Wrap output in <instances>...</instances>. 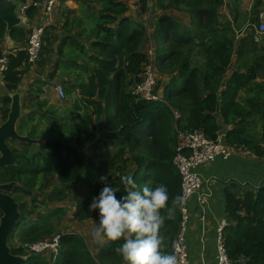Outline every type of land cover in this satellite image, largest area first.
<instances>
[{
  "label": "trees",
  "instance_id": "16d2710c",
  "mask_svg": "<svg viewBox=\"0 0 264 264\" xmlns=\"http://www.w3.org/2000/svg\"><path fill=\"white\" fill-rule=\"evenodd\" d=\"M39 1L34 0L26 9L28 16L36 14L35 2ZM76 1L82 14L73 16L70 14L72 10L66 9L69 11L65 16V27L77 25L80 29L74 35H66L57 49L59 53H65V44L70 45L68 50L72 51V55L69 62L73 68L92 69L93 75L90 72L89 81L79 85L82 94L79 100L86 112L72 125L62 129L64 141L59 136L40 143L41 148L48 152L45 158L50 169L58 170L57 179L64 186L61 188L54 184L49 193L42 195L48 194L46 202L51 201V198L54 201L67 198L69 194L66 195L65 188L76 185L89 189L95 197L105 184L99 183L100 178L94 176L103 172L108 184L120 190L116 193L118 198L125 194L122 192L124 186L121 176L132 174L141 187L147 184L154 188L157 184H164L171 206L172 199L181 196V177L174 163L178 145L176 127L202 128L209 137L217 138L222 125H226L225 143L240 146L259 158L264 157V40L256 41L253 33L242 38L238 54L242 57L240 62L245 69H237L229 74L233 40L223 36L225 29H218V10L223 0H171L176 6H186L196 27L195 32H188L185 27L179 29L176 21L168 15L159 18V25L168 31L164 38L171 36L173 41L186 45L183 46L184 50L164 43L155 47L156 56L153 60L159 72L169 77L163 87L162 98L157 101H136L124 83V80L130 79L128 82L135 84L143 64L149 61L147 53L140 49L147 41L144 37L146 26L143 23L134 24L125 14L128 10L126 0ZM141 1V10L146 12L147 0ZM157 3L160 7L166 6L165 0H157ZM99 5L100 13L96 15ZM262 5L263 1L258 0L257 7ZM181 24L187 26V23ZM219 31L221 39L215 36ZM27 33L21 24L14 26L7 34V24L0 21V58L3 55L1 43L7 35L23 41ZM261 38H264V33ZM50 43L45 36L41 57L51 52ZM192 45L199 46V51L203 52L205 60L202 65H191L187 54ZM82 55H85L84 59L88 57L84 64L78 61ZM244 56L253 58L250 61L243 60ZM7 57L3 76L7 88L14 91L24 74L30 71L31 63L25 49L12 51ZM91 62L95 66H91ZM160 85L161 82H158L156 89ZM2 101L10 104L11 95H4ZM75 108L80 110L81 107L77 105ZM9 111L4 110L1 124L7 120ZM174 111L179 113L177 119ZM100 125H106L107 132L105 141L97 143ZM30 127L20 123L18 131L31 138L37 137V127H31L28 132ZM88 139L95 143L87 158L88 153H80L79 149L86 147ZM108 140L118 144V148L113 150L109 147ZM101 147L110 154L109 161L98 159L96 151ZM13 151L15 163L0 168V183L16 182L8 192L12 190L11 194L17 198L18 192H32L40 168L30 167L33 159L27 156V150L13 148ZM103 166L105 171L101 170ZM76 195L73 193V197ZM75 203V219H99L98 210L89 211L90 198H78ZM19 208L16 226L23 221L31 224L28 230L21 231L22 243L29 245L47 238L45 235L51 228L48 222L56 216L61 219L66 212L63 205L55 206L45 213L40 207L35 212L34 209L26 210L23 203L19 204ZM226 210L228 219L223 239L233 264H239L241 257L244 260L242 264H264V183L256 188H244L232 182L226 189ZM20 216L21 220L18 221ZM181 220L182 213L180 206H177L174 219L165 220L161 229L164 238L162 250L165 253L174 254ZM123 242V239L109 241L94 253L84 237L66 232L61 239V251L56 264H124L122 256L115 251ZM12 252L24 254L25 250L22 246L13 247ZM27 253V259L35 258L31 261L33 264H51L48 256H42L41 252L30 246Z\"/></svg>",
  "mask_w": 264,
  "mask_h": 264
},
{
  "label": "rangeland",
  "instance_id": "374dc122",
  "mask_svg": "<svg viewBox=\"0 0 264 264\" xmlns=\"http://www.w3.org/2000/svg\"><path fill=\"white\" fill-rule=\"evenodd\" d=\"M15 1L19 3V0H15ZM46 1L48 0H41V2L38 3L37 5L38 9L41 10L42 7L45 8L44 3ZM126 1L128 4V10L126 11L125 14L129 15V18L133 21L134 24L142 25L141 23H143V25L145 24L146 26L147 31L144 37L147 39V41L145 45L142 46L140 49L145 53H147L149 60L154 59V57L156 56L155 47L160 45H164V44L168 46L171 45L175 49L184 50L186 44L181 45L180 43L173 41L171 36L169 38H164L166 34L168 35L167 28L162 25H159L158 23L161 15L163 16L166 13L167 14L169 13L168 9L170 6L174 5V1L167 0V4H168L167 7L166 6L160 7L157 3V0H147L146 4L148 9L146 12L141 10V5H142L141 0H126ZM61 2L62 1L59 0L56 3L57 5H59L61 4ZM67 2H69V0ZM31 4L32 2L29 5ZM222 4L224 5L221 8L225 7L222 10L223 17H225V22H223V25H227L231 27L230 30L229 29L225 30L224 34L226 37H229L233 40V54L231 57L232 62L230 63V68L233 70L232 67H234L235 56L237 57L238 62L241 65L240 60L242 59V57H239L238 54V49H239L238 46L240 45V43L238 44V42L242 39V37L245 34H247V32H251V29L255 30V24L258 25L260 22H264V7L263 5L259 7L257 6L254 7L255 0H223ZM69 5H72V7L70 8L73 11L70 12L71 15L74 16V15L82 14L81 9L79 8V3L76 0H74V2H71ZM231 5L233 8H231ZM83 7L86 10L85 6ZM97 7L98 8L95 11L96 15L100 13L99 11L101 6L99 5ZM68 11L69 10L64 9V11L61 13L60 21L58 23L55 22L57 24V27H54L53 25H50L48 27V29L52 30L51 32H46V37H48L51 42L49 44V48L55 44V46L52 47L53 50H51L50 53H48L45 50L46 48L44 49V52L46 51L48 53L47 55H45L48 58H45V56L41 57V55L43 54L41 49L40 59L35 64H31L30 66V70L32 67H35L34 70L31 72L29 71L28 74L25 75L24 78L25 83L22 81L17 89L18 94L20 95L21 105H22V110H21L22 116L20 120L17 122V131L20 123L29 125L32 128L36 126L37 137L33 136V139H36L37 141L29 144L20 141H11L10 146L12 147V149L17 148L21 151L27 150V156L33 159L32 161L33 164L30 167H32V169H37L36 167H39L40 171L37 174L36 186L32 189V192L30 194H24L23 192H18L17 198L14 195L13 197L16 199V201L19 204L23 203V206L25 205L26 210L34 209V212L37 211L39 207L42 208L41 211L45 213L49 209L55 206L66 205L67 211L65 212V214L62 216L61 219H59L60 217L56 216L48 222L47 225H50L51 228H49L48 234H46L45 237H48L50 233L57 231H61L63 233L64 231H70L77 236L84 237L88 244L89 249L92 252L96 253L99 249L100 244L94 242L90 235L91 229L96 220L93 217H91L80 221L73 218L72 216L73 212H71V209L74 206L73 193L80 196H85L86 198L93 199L94 195L92 196V193L89 192L90 190L82 189L81 186L79 187L78 185H76L65 188L66 191L65 193L66 195L69 194V196L67 198L65 197V199L63 200L54 201V198H51V201L46 202V198L48 194L42 196L45 193H49L51 188L54 187V184H56L61 188H63L64 186H62L57 179L58 170L53 171L50 169L51 167L50 165H48L45 158L48 157V152L45 149L41 148L40 144H38V141L40 142L50 141L56 139L59 136H62V140L64 141L65 136L62 129L69 125H72L76 120H78L81 117L82 114L86 112V109H84L82 103L79 100L80 97L82 96L79 85L82 82L87 83L89 81L90 72L91 75H93L92 69L87 71V69L83 70L82 68H77V69L73 68V65L69 62V58L72 55V51L68 50L70 45L65 44V46L68 47L67 50L69 52H67L64 56L63 53H59V51H56L61 40H63V38L66 35H74L80 29V27L77 25H74L72 28L65 27V21H66L65 16L68 15ZM154 11H156L157 14H155ZM261 11H263V13L260 14ZM188 13L190 14L189 11ZM19 15L23 18V20L26 18L24 14L19 13ZM52 16L54 17L53 21L59 19V17L55 16L54 13ZM53 21L49 19L44 23L49 22L51 24V22ZM192 27H195V25ZM25 28L28 31V26ZM55 28L57 30H54ZM239 29L241 31H238ZM154 31L156 32L155 38H154ZM59 33L63 35L60 40H58ZM55 34L57 35V37ZM218 38H220V35L218 36ZM45 46H47V43L45 44ZM89 51L91 52V50ZM51 54H53L52 55L53 57L51 56ZM61 56L63 57L61 58ZM187 57H189L192 66L202 65L205 60V56L203 52L199 51V46H194V45L190 47ZM84 58L85 55H82L80 60L78 61L84 64L86 63L88 57H86V59ZM252 58L253 57L244 56L243 60L250 61ZM150 63L146 66L145 70L150 68L151 66ZM91 66H95V63L91 62ZM153 69L155 68L153 67ZM157 77H158V73H157ZM159 77L161 78L162 81V85L159 90L160 92H162V89L164 85L168 82V80L165 76V73L160 74ZM128 81H130V79H127L126 81L124 80V83L127 84L126 85L127 90L131 91L132 87H135L136 84L133 83L131 84ZM59 83L64 85L66 91V99L61 100L57 97L55 86ZM75 83H78V86L76 85V87H74ZM39 88H41V90H39ZM10 92L14 94L17 91L13 92L7 88L6 83L3 79L2 72H0V124L2 121L4 110L9 109L10 106V104L7 105L3 103L2 97ZM77 105L81 107L80 110H77V108H75ZM31 127L28 128V132L29 130H31ZM222 130H224V126L222 127ZM106 132L107 131L105 129L101 130L97 143H100V141H105ZM22 134L26 135L25 133ZM90 140L91 139H88V141L86 142V147L79 149L80 153L82 152L85 153L87 151L86 152L88 153L87 158L88 156L91 155L93 151L92 145L94 141H90ZM107 143L108 146L111 147L113 150L118 148L119 146L118 144H114L113 142H111V140H108ZM96 154L98 155V159L101 158L110 159V154L108 155L106 153V148H102V147L98 148ZM99 155L102 156L100 157ZM101 176H104L103 172L94 176V178L96 177L100 178ZM100 182L101 180H99V183ZM99 193L100 192L96 193V196H98ZM21 212H22V206H21ZM20 220H21V216L20 218H18V221ZM30 226L31 224L28 221H23L21 224H18V226L15 227V229L12 231L8 239V245L12 249L13 247L20 248V246L26 249L25 243L22 244L21 241V233H22L21 231L28 230ZM34 260H35L34 257L27 259L26 264H33L31 261ZM109 264H114V262H110Z\"/></svg>",
  "mask_w": 264,
  "mask_h": 264
},
{
  "label": "clouds",
  "instance_id": "9594fccd",
  "mask_svg": "<svg viewBox=\"0 0 264 264\" xmlns=\"http://www.w3.org/2000/svg\"><path fill=\"white\" fill-rule=\"evenodd\" d=\"M33 1L34 0H19L18 13L24 14V16H26L27 15L26 9L30 6L29 4L31 2L33 3ZM40 2L41 1L35 2V4L38 5V3ZM223 5L224 4H222L221 7ZM220 8L218 10L219 12L218 19H220ZM231 8L233 7L231 6ZM169 9H176L182 12L183 17L185 16L183 19V18H177L171 13L165 14V15L172 17L176 21L179 29L185 27L188 30V32L196 31V27H192L194 26V24L192 23L191 16L188 13L187 8L184 4H180V6L172 5L169 7ZM261 13L263 12H260V14ZM181 23H187V26ZM255 26H257V24H255ZM33 28H31V30L28 31L27 33V39H26L27 42H28L29 34L32 32ZM218 29H225V30L229 29L230 30L231 27L227 25H223V22L220 23V21H218ZM238 31H241V30L239 29ZM46 32H47V28L45 26V35H46ZM8 33L9 31H7V34ZM249 33H253V38H254V35H255L254 29H251V32H247V34H245L242 38L246 37ZM219 35H220V31L215 36L218 38ZM223 36H225L224 32H223ZM219 39H221V36ZM27 42L25 41L22 47L15 48L13 52H16L19 49H25ZM241 42H242V39L240 40V44ZM42 46H43V43H42ZM9 53L4 54L3 52L2 57L4 56L7 57ZM39 59H40V55H39L38 60ZM151 61L153 62L154 68H155V82H156L154 86L153 94L157 96V98L156 99H146L144 97H140L139 95L138 97L136 96L137 94L135 95V93H133L134 87H132V90L130 92L135 97L136 101H142V100L157 101V100H161L162 98L163 89H162V92H160L159 90L162 85V81L159 75L162 73L159 72L155 61L154 60H151ZM7 63H8V57H7V62L4 64V67L1 68V65H0V72H2V75H3V71L6 69ZM35 63H31V64H35ZM146 64L147 62L143 64L142 70L144 69V66ZM28 72L29 71H27L23 76L22 81L24 83H25L24 81L25 75H27ZM157 73H158V77H157ZM228 73H229V70H228ZM139 74L137 75L136 83L140 81L141 77L139 76ZM165 76L168 80L169 78L168 75L165 74ZM3 79H4V76H3ZM158 82H161V85L159 89H156ZM57 85L55 86L57 97L61 100L66 99V91H65V97L61 98L59 92L56 90ZM17 89L13 91V92L17 91L14 94H12V92L8 93L11 95V98H13L15 94H18ZM39 90H41V88H39ZM20 103H21V99H20ZM10 106H11V103H10ZM10 106H9V110H10ZM21 110H22V105H21ZM174 116H175V111H174ZM177 118L178 117H175V119ZM228 128H230V126H228ZM103 129L107 131L106 125H103V127L102 125H100V127L98 128V132L100 133L101 130ZM177 129H181V128L176 127V136H177ZM184 129H188V128H184ZM226 129L227 127L226 125H224V130L226 131ZM224 130H221L219 134L222 133L224 134V137H225V132H223ZM120 179L124 186L122 192L125 194L118 198L116 193L120 192V190L108 184L107 176L100 177L101 182H103L105 186L102 188L98 196L93 197L92 202L89 206L90 212H94L98 210V213H99L98 223L97 221H95L91 229V232H90V235L93 241L96 242L97 244L103 245L109 241L115 242V241H120L121 239H123L124 242L120 246L116 247L115 251L116 253L122 256L125 264H177L176 255L165 253L162 250L164 247V238L161 233V229L164 227L165 220L174 219L177 206L183 207V205L185 204L184 197L176 196L174 199H172L171 206H169L168 189L164 184L162 183L157 184L154 188L149 187L147 184L141 187V185H139L136 182V180L133 178L132 174L123 175L121 176ZM73 215H74V212H73ZM66 232L72 233L70 231H64V233ZM58 233L61 236H60V242H59L60 243L59 253L57 254V257L54 258L49 253H42L44 256L48 255V257L50 258L51 264H56L57 259L60 255L61 239L64 233L61 231H57V232H53L50 236L51 238H53L54 235ZM45 239L46 238L42 240H45ZM26 253L27 251L25 250L24 255H26Z\"/></svg>",
  "mask_w": 264,
  "mask_h": 264
},
{
  "label": "crops",
  "instance_id": "0c3cea01",
  "mask_svg": "<svg viewBox=\"0 0 264 264\" xmlns=\"http://www.w3.org/2000/svg\"><path fill=\"white\" fill-rule=\"evenodd\" d=\"M61 1V4H56L52 14L47 13L44 7H42L41 10L37 7V12L33 17L26 15V18L22 21V26H28V31L38 25H53L54 27H57L56 23L60 21L61 13L64 11V9H70L72 5L69 4L71 2H74V0H69V2H67L68 0ZM262 1L264 7V0ZM257 3L258 0H255L254 7L257 6ZM165 4L167 5V0H165ZM223 8H220V23L225 22V17H223L222 11ZM168 11L177 18L184 19L185 17H183L182 12L176 9H168ZM53 13L55 14V16L59 17V19L53 21ZM154 13L157 14L156 11H154ZM49 19L53 21L51 22V24L49 22L44 23ZM54 30L57 29L55 28ZM51 31L52 30L47 28V32ZM62 36L63 35L59 33L58 40H60ZM26 39L27 36L23 41L12 39L8 36L6 40L2 41L1 44V48L4 54L13 51L15 48L22 47ZM262 40H264V38H262ZM239 43L240 41L238 42V44ZM54 46L55 44L52 45L50 48L53 50L52 47ZM67 49L68 47L64 46L65 53H63V56L67 53ZM56 51H58V49H56ZM52 55L53 54H51V56ZM63 56H61V58ZM45 58L48 57L45 56ZM34 68L35 67H32L31 71H33ZM232 68L233 70L231 68L229 69V74H231L234 70L237 69H240L242 71H244L245 69L243 66L240 65L236 56L234 59V67ZM223 132H225V130ZM230 147L232 154L229 157H218L212 162L201 165L194 169L195 172H197L198 175L202 178L203 184L201 190L191 196L186 205L188 219L186 222L185 229L182 231V238L188 253V264H218V229L223 223V221L228 219V212L226 210V189L228 188V186H230L232 182H237L244 188H256L264 183V157L259 158L255 156L252 152L244 150L242 147L237 145H233ZM106 160L107 159H104V162ZM107 161H109V159ZM101 170L105 171L106 169L103 166ZM200 193L207 195V203H205L203 206L200 205L198 202V197ZM73 198L74 206L72 207L71 212H74V210L76 209V199L86 197L76 195ZM91 202L92 198H90V204ZM64 207L67 210L66 205H64ZM96 221L98 222V220ZM100 247L101 244L99 248Z\"/></svg>",
  "mask_w": 264,
  "mask_h": 264
},
{
  "label": "built area",
  "instance_id": "2783aa9c",
  "mask_svg": "<svg viewBox=\"0 0 264 264\" xmlns=\"http://www.w3.org/2000/svg\"><path fill=\"white\" fill-rule=\"evenodd\" d=\"M59 0H48L44 3L47 13H52L55 7V3ZM57 4V3H56ZM264 33V22H260L255 26L254 38L256 41L261 40V35ZM45 35V26L39 25L32 29L29 34L28 42L25 46V50L29 55V62L35 63L40 55L42 48L43 37ZM7 62V57L4 56L0 59L1 68ZM151 62V63H150ZM151 64L150 68L146 69L148 64ZM154 64L150 60L144 66L139 76L141 80L136 83L133 88V93L136 96L144 97L146 99H156L157 96L153 94L155 82V69H153ZM56 90L59 92L60 97H65V90L62 84L57 85ZM138 96V97H139ZM179 114L175 111V117ZM178 145L176 147V154L174 157V163L178 168L179 175L181 177V196L184 197L185 204L180 207L182 213V220L180 223V232L178 238L174 243L173 253L177 257V264H188V253L186 246L183 242L182 234L185 229L186 222L188 219L187 213V202L191 196L198 193L203 184L202 178L195 172V168L208 164L218 157L227 158L231 152V147L224 141V134H218L217 138L209 137L202 128H192V129H177ZM198 202L200 205L207 203V195L200 193L198 197ZM227 225V221L224 220L219 227V237H218V264H233L227 253V248L223 239L224 227ZM60 234L54 235L53 238L49 237L45 240L35 242L33 244H25L26 251L30 246L33 250L41 253H49L54 258L57 257L59 253L60 246ZM243 258L241 257L238 261L239 264L243 263Z\"/></svg>",
  "mask_w": 264,
  "mask_h": 264
},
{
  "label": "water",
  "instance_id": "95a60500",
  "mask_svg": "<svg viewBox=\"0 0 264 264\" xmlns=\"http://www.w3.org/2000/svg\"><path fill=\"white\" fill-rule=\"evenodd\" d=\"M0 21L7 24V31L21 24L23 18L18 13V2L15 0H0ZM21 117L20 95L12 98L8 118L0 124V168L14 164V151L8 144L9 140L34 143L37 140L22 135L17 131V122ZM41 142L38 141V144ZM16 182L0 183V264H25L27 257L15 254L8 245V239L17 225V217L20 214L19 203L8 190Z\"/></svg>",
  "mask_w": 264,
  "mask_h": 264
},
{
  "label": "flooded vegetation",
  "instance_id": "af4514ba",
  "mask_svg": "<svg viewBox=\"0 0 264 264\" xmlns=\"http://www.w3.org/2000/svg\"><path fill=\"white\" fill-rule=\"evenodd\" d=\"M22 135H24V134H22ZM11 141H16V140H9V144L11 143ZM25 143H27V142H25ZM29 144V143H28ZM15 163V162H14ZM10 192V191H9ZM11 192H12V190H11ZM10 192V193H11Z\"/></svg>",
  "mask_w": 264,
  "mask_h": 264
}]
</instances>
